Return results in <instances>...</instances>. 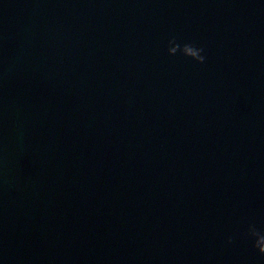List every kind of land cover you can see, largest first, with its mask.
I'll return each instance as SVG.
<instances>
[{"label": "water", "instance_id": "95a60500", "mask_svg": "<svg viewBox=\"0 0 264 264\" xmlns=\"http://www.w3.org/2000/svg\"><path fill=\"white\" fill-rule=\"evenodd\" d=\"M248 224L264 0H0V264H264Z\"/></svg>", "mask_w": 264, "mask_h": 264}, {"label": "clouds", "instance_id": "9594fccd", "mask_svg": "<svg viewBox=\"0 0 264 264\" xmlns=\"http://www.w3.org/2000/svg\"><path fill=\"white\" fill-rule=\"evenodd\" d=\"M203 47H198L194 43H186L181 45L173 37L169 39L167 46V55L175 56L179 53L182 57L195 62L196 64H203L205 62V56ZM246 239L251 240L252 247L256 251L257 255L264 256V231L257 228L255 224H248L246 231L243 233ZM234 237L229 236L226 243L232 244Z\"/></svg>", "mask_w": 264, "mask_h": 264}]
</instances>
